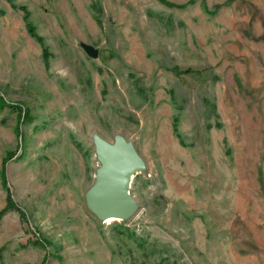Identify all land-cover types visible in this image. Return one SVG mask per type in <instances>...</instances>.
Wrapping results in <instances>:
<instances>
[{
    "label": "rangeland",
    "instance_id": "rangeland-1",
    "mask_svg": "<svg viewBox=\"0 0 264 264\" xmlns=\"http://www.w3.org/2000/svg\"><path fill=\"white\" fill-rule=\"evenodd\" d=\"M0 96V264H264V0H0Z\"/></svg>",
    "mask_w": 264,
    "mask_h": 264
},
{
    "label": "water",
    "instance_id": "water-1",
    "mask_svg": "<svg viewBox=\"0 0 264 264\" xmlns=\"http://www.w3.org/2000/svg\"><path fill=\"white\" fill-rule=\"evenodd\" d=\"M92 56L99 49L85 45ZM97 156L102 161L93 185L86 193L89 209L101 219H123L133 216L138 203L130 192V183L140 166L136 152L124 141H100Z\"/></svg>",
    "mask_w": 264,
    "mask_h": 264
},
{
    "label": "trees",
    "instance_id": "trees-1",
    "mask_svg": "<svg viewBox=\"0 0 264 264\" xmlns=\"http://www.w3.org/2000/svg\"><path fill=\"white\" fill-rule=\"evenodd\" d=\"M29 30H30L31 32H33V31H34V28L30 27ZM4 101H5V100L0 96V102H1L2 104H5ZM2 173H3V176H5L4 168H3ZM7 199H8V203H7V205H6L4 208L0 209V219L2 218V216L6 213V211H7L10 207H16V203H15L14 199L12 198L10 192H8V197H7Z\"/></svg>",
    "mask_w": 264,
    "mask_h": 264
},
{
    "label": "bare ground",
    "instance_id": "bare-ground-1",
    "mask_svg": "<svg viewBox=\"0 0 264 264\" xmlns=\"http://www.w3.org/2000/svg\"><path fill=\"white\" fill-rule=\"evenodd\" d=\"M110 220V219H109Z\"/></svg>",
    "mask_w": 264,
    "mask_h": 264
}]
</instances>
